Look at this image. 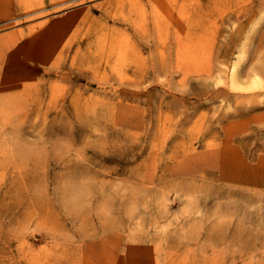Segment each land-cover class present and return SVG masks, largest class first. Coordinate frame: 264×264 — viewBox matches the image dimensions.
Masks as SVG:
<instances>
[{"label":"rangeland","instance_id":"1","mask_svg":"<svg viewBox=\"0 0 264 264\" xmlns=\"http://www.w3.org/2000/svg\"><path fill=\"white\" fill-rule=\"evenodd\" d=\"M264 0H0V264H264Z\"/></svg>","mask_w":264,"mask_h":264},{"label":"bare ground","instance_id":"2","mask_svg":"<svg viewBox=\"0 0 264 264\" xmlns=\"http://www.w3.org/2000/svg\"><path fill=\"white\" fill-rule=\"evenodd\" d=\"M264 29V28H263Z\"/></svg>","mask_w":264,"mask_h":264}]
</instances>
